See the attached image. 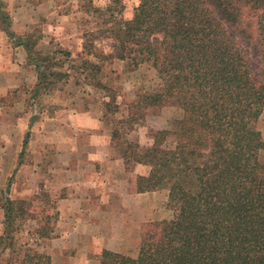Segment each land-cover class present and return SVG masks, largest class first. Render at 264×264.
<instances>
[{
    "label": "trees",
    "instance_id": "1",
    "mask_svg": "<svg viewBox=\"0 0 264 264\" xmlns=\"http://www.w3.org/2000/svg\"><path fill=\"white\" fill-rule=\"evenodd\" d=\"M4 4L0 0L1 24L16 37ZM125 9L124 0H79L78 10L97 25L84 33L81 54L99 63L121 60L128 71L144 64L157 70V87L129 104L112 128L111 143L127 171L150 167L148 175L137 176V191L167 190L174 212L147 224L136 257L105 249L101 264H264V0H138L130 17ZM16 40L38 72L32 98L69 78L65 60L37 51L32 35ZM101 40L108 51L98 48ZM253 46L258 64L251 60ZM99 63L83 59L95 71L93 79ZM94 85L111 93L106 106L118 112L108 85ZM164 107L179 114L170 127L152 133L151 145L128 137L149 108ZM6 192L0 196V256L7 258L0 264H50L26 242L17 247L16 235L30 219L36 222L31 234L52 237L56 201L47 193L26 200ZM40 200L44 205H35Z\"/></svg>",
    "mask_w": 264,
    "mask_h": 264
},
{
    "label": "crops",
    "instance_id": "2",
    "mask_svg": "<svg viewBox=\"0 0 264 264\" xmlns=\"http://www.w3.org/2000/svg\"><path fill=\"white\" fill-rule=\"evenodd\" d=\"M36 2L32 13L29 0L15 8V19L11 17L9 22L16 37L4 30L0 20V191L7 189L10 194L6 192V196L26 200L41 186L61 191L55 200L60 216L55 231L86 232L89 236L90 231H140L147 221L143 211L155 205L146 200H154L157 191L139 193L136 179L148 175L150 167L137 164L132 171L126 170L124 160L113 152L102 111L96 112L87 101L73 99L69 84L41 94L37 100L29 93L36 107L42 108L41 101L49 98L53 104L47 109L55 111L26 110L29 99L24 89H34L38 72L27 49L16 39L42 19L40 14L53 13L45 3L38 7ZM2 9L10 18L6 7ZM45 25L52 30L59 27L52 21ZM260 120L263 131L264 112ZM0 218L1 234L2 209Z\"/></svg>",
    "mask_w": 264,
    "mask_h": 264
},
{
    "label": "rangeland",
    "instance_id": "3",
    "mask_svg": "<svg viewBox=\"0 0 264 264\" xmlns=\"http://www.w3.org/2000/svg\"><path fill=\"white\" fill-rule=\"evenodd\" d=\"M23 1L25 2L26 0H11L4 4L6 11L10 15V20L11 17L12 21L15 19L14 10L18 5L21 6ZM34 1L35 0H29L31 4L29 6V12H31V9L33 10ZM36 1V6L39 7L40 4L45 3L48 9L52 10L53 13H48L46 15L40 14L39 16L42 19L32 23L26 35H32L33 41H37L35 47L37 51L43 54L56 53L55 55L58 58L65 60V67L70 74L69 78L62 81L59 86L61 87L69 84L71 87L70 90L73 93V99L87 101L89 105L93 106L96 112L102 111L104 122L111 132L116 121L127 116L129 104L137 98L139 93L151 91L157 87L159 83L157 70L150 65L144 64L135 70L128 71L125 67V62L121 60L99 63L93 56L84 53L81 54L83 50L84 33L96 29L97 25L92 22V18L78 10L79 0ZM101 1L102 0H98V2ZM124 3L126 5L124 15L130 17L133 8L138 4V0H124ZM24 5L26 6L29 4L25 3ZM45 21H52L54 24H58L59 27L53 30L51 27L46 28ZM47 30H49V33L46 32ZM97 43L99 49L101 47L107 50L104 41L101 40ZM61 50L69 51L70 56L65 55L64 52H60ZM256 50L257 46L251 48V60L255 64H258L259 62L255 56ZM86 58L99 63L101 67V71L96 75L95 79H93L92 76V73L95 71L83 65V59ZM97 81H101L103 84L108 85L111 91H113L116 98L112 104H118V112L113 113L111 108L109 109V107L106 106V102L111 100L109 97L111 93L105 89L96 87L94 84H96ZM24 90H26L27 99H29L26 110L35 112V110L40 111V109H42L41 112L44 110L46 114L51 113V110L55 111V109H47V107H51V104H53L49 98H45L41 103L39 102L44 105L42 108H40L41 105L36 107V104L32 102L29 94L31 90ZM178 114L176 109L170 107H164L162 109L149 108L146 112L145 122L131 132L128 137L137 139L142 147L149 146L152 144L153 140L152 133L170 127L173 118ZM43 115L44 114H40V117ZM260 123L261 120L259 121V127L261 128ZM262 134L264 139V130ZM166 144L172 146L173 142L169 140ZM111 146L113 147V152L119 156L118 149H116L112 143ZM66 190L64 191L67 193ZM34 191L35 194L36 192H38V194L47 193L54 201L57 198V194H61V191L57 193L55 189L45 186L34 189ZM2 192H4V189L0 191V196ZM7 192L10 194V191ZM30 193H33V189H31ZM34 193L30 198L35 195ZM43 201L45 200L37 201L35 205H44ZM146 201L155 203V205L143 211L147 221H143L140 231H90V236L87 235L86 232L78 234L73 233V231H55L52 237L39 239L29 232L32 226L36 225L34 220L29 219L23 229L16 235L18 241L17 247H20L21 244L26 242L28 245L27 248L36 250L50 257V264H101L100 255L103 250L108 249L104 246L119 248L122 250L119 253L136 257L139 253L141 233L143 229L147 227V224L149 222L152 223L154 221L169 219L174 212V209L167 205V190H158L154 200L153 198H148ZM47 208L50 210V207ZM0 220L2 221L1 218ZM59 220L60 216L55 223V229L58 226ZM66 221L69 222L68 220ZM3 227L4 225H2V228ZM111 251L118 252L115 250ZM6 258L7 255L5 254L0 256V260L3 262L6 261Z\"/></svg>",
    "mask_w": 264,
    "mask_h": 264
}]
</instances>
